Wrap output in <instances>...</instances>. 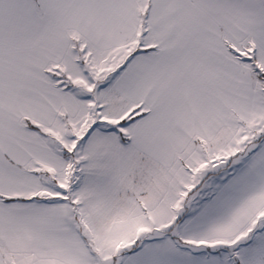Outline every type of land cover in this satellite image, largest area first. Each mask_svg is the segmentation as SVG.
<instances>
[{
	"label": "snow or ice",
	"instance_id": "6c2138e0",
	"mask_svg": "<svg viewBox=\"0 0 264 264\" xmlns=\"http://www.w3.org/2000/svg\"><path fill=\"white\" fill-rule=\"evenodd\" d=\"M0 264H264V0H0Z\"/></svg>",
	"mask_w": 264,
	"mask_h": 264
}]
</instances>
